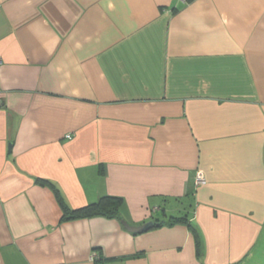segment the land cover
Masks as SVG:
<instances>
[{"label": "crops", "instance_id": "0c3cea01", "mask_svg": "<svg viewBox=\"0 0 264 264\" xmlns=\"http://www.w3.org/2000/svg\"><path fill=\"white\" fill-rule=\"evenodd\" d=\"M94 254L264 264V0H0V264Z\"/></svg>", "mask_w": 264, "mask_h": 264}, {"label": "trees", "instance_id": "16d2710c", "mask_svg": "<svg viewBox=\"0 0 264 264\" xmlns=\"http://www.w3.org/2000/svg\"><path fill=\"white\" fill-rule=\"evenodd\" d=\"M36 181L41 185L49 186L54 191L63 212V216L61 218L62 221L81 219V218H91L96 216L114 218V217H119L120 215V209L123 203V199L119 196L104 195L95 202H91L79 208H72L67 204L66 200L60 193V190L57 188V186L54 183L44 178H37ZM175 220L185 221L186 218L177 217ZM195 236L197 239V246L200 254L201 253L200 236L197 232ZM93 260L95 264L107 263V259L103 258L99 254L97 255L95 254Z\"/></svg>", "mask_w": 264, "mask_h": 264}, {"label": "water", "instance_id": "95a60500", "mask_svg": "<svg viewBox=\"0 0 264 264\" xmlns=\"http://www.w3.org/2000/svg\"><path fill=\"white\" fill-rule=\"evenodd\" d=\"M124 225L132 232L141 233L153 228L156 225V222L154 220H150L140 226H133L130 225L128 222L124 221Z\"/></svg>", "mask_w": 264, "mask_h": 264}, {"label": "built area", "instance_id": "2783aa9c", "mask_svg": "<svg viewBox=\"0 0 264 264\" xmlns=\"http://www.w3.org/2000/svg\"><path fill=\"white\" fill-rule=\"evenodd\" d=\"M180 1L183 2V3L188 2V0H180ZM67 137L71 138V135L68 134ZM205 183H206L205 176H204L202 171H199L198 174H197V184L198 185H202V184H205ZM94 257H95V254L93 255V259H94Z\"/></svg>", "mask_w": 264, "mask_h": 264}]
</instances>
